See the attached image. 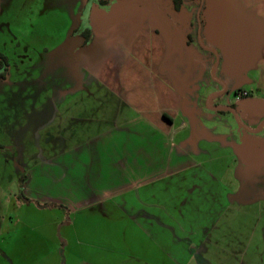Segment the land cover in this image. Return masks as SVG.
Returning a JSON list of instances; mask_svg holds the SVG:
<instances>
[{"label":"crops","instance_id":"crops-1","mask_svg":"<svg viewBox=\"0 0 264 264\" xmlns=\"http://www.w3.org/2000/svg\"><path fill=\"white\" fill-rule=\"evenodd\" d=\"M165 2L131 0L108 11L95 9L90 14L92 41L73 48V75L67 74L76 87L84 81L86 88L68 101L59 96L72 93L74 85L65 91L59 87L63 81L57 80L50 88V121L57 120L58 130L49 143L55 151L25 171L29 182L24 193L36 177L39 189L44 179L49 182L44 186L51 193L66 186L67 196L43 200L68 206L70 259L76 264H204L203 243L240 201L239 191L225 186L205 161L197 162L189 152L173 147L174 139L184 136L185 142L189 137L184 133L190 120L195 127L199 122V134L207 140L206 124L194 118L202 113V101L213 113L233 112L223 107L230 103H214L219 91L200 93L195 86L208 68L204 51H215L202 43L204 50L200 48L193 23L179 20L182 8L176 10L173 0ZM169 3L172 6L166 7ZM228 4L237 11L231 23L248 20L254 53L243 75L256 91H240L248 92L249 100L264 102V0H218L216 7L210 4L215 19L223 20L220 6ZM215 8L220 9L214 12ZM198 38L201 42V35ZM216 81L217 87L223 86ZM39 83L43 89L46 82ZM44 109L28 106L29 116L48 112ZM47 115L39 118L43 129L50 122ZM235 117L238 135L247 129L263 137L259 132L264 119L257 129ZM192 134L196 137V130ZM252 143L246 141V149L232 143L231 156L249 160ZM49 168L55 171L51 178L45 176ZM241 177L244 192L246 176Z\"/></svg>","mask_w":264,"mask_h":264},{"label":"rangeland","instance_id":"rangeland-1","mask_svg":"<svg viewBox=\"0 0 264 264\" xmlns=\"http://www.w3.org/2000/svg\"><path fill=\"white\" fill-rule=\"evenodd\" d=\"M99 1L0 0V53L9 63L6 80H0V250H4L0 254V264H76L70 259L73 243L68 237L71 218L66 209L68 206L43 200L44 196H67L66 186L60 187V192L51 193L44 186L49 182L44 179L39 189L40 178L36 177L35 183L32 181L28 187L29 192L24 193V196L27 194L28 198L36 199H30V202L24 199L22 187L25 171L29 173L42 157L55 151L53 142L49 143V136H54L58 129L55 128L57 120L50 121L52 115L49 111L54 102H50L49 95L57 80L63 81V84H57L65 91L74 85V80L72 84L67 78V74L73 75L71 56L73 48L84 42L82 37H76L75 32L89 28V9L91 5L97 6ZM142 1L168 4H164V0ZM217 1L206 0V11L197 0H183L182 3L184 13L179 20L185 25L193 23L200 48L203 49V44L215 51L214 54L204 51L208 68L195 86L199 87L200 93L219 91V98L214 103L227 102L236 106L241 122L256 128L264 119V102L252 98L238 103L235 96V92L242 88H252L243 75L249 64L247 60L254 55L247 37L250 32L246 24L248 20L237 25L224 18L218 21L210 5L213 3L216 7ZM171 6L169 3L166 7ZM220 7L224 16L228 13L232 16L233 10L237 13L232 5ZM219 9L215 8L214 12ZM216 79L223 82L222 87L215 85ZM41 80L46 82L43 89L39 86ZM74 88L70 90L72 93L61 94L60 100L68 101L72 95L83 91L86 88L84 81ZM28 106L32 110L43 106L48 112L29 116ZM201 106L202 113L194 118H201L202 124H206L207 140L199 134V122L195 127L190 120L189 129L184 133L189 137L185 142L182 140L184 136L174 139L173 147L189 152L197 162L205 161L204 164L227 183L225 186L233 187L240 195V201L233 203L215 231L207 236L202 260L204 264H264V129L259 132L263 135L260 138L257 133H248L247 129L238 135L234 114L208 111L206 101H202ZM45 115L49 116L50 122L43 129L44 124L39 118ZM193 130L197 132L196 137ZM248 140L252 143L248 147L250 159L242 155L232 157L235 151L232 143H241V148L246 149L244 143ZM52 169L49 168L45 176L53 177L55 171L51 172ZM237 171L239 176H236ZM240 175L246 176L244 192ZM10 253L12 256L8 255Z\"/></svg>","mask_w":264,"mask_h":264},{"label":"flooded vegetation","instance_id":"flooded-vegetation-1","mask_svg":"<svg viewBox=\"0 0 264 264\" xmlns=\"http://www.w3.org/2000/svg\"><path fill=\"white\" fill-rule=\"evenodd\" d=\"M197 1H199L201 4H202V10L204 9L205 11L207 10L206 8H207V5H206V0H197ZM124 2V0H100L99 1V3H98V5L96 6V5H91V7H90V9H89V19H88V29H86V30H91L92 31V22H91V20H90V14L96 9H98V10H100V11H108L109 9H111L112 7H115L117 4H119V3H123ZM210 3V2H209ZM205 6V7H204ZM175 7V6H174ZM182 7V6H181ZM228 8V7H227ZM222 10V9H221ZM222 16L224 17V19L225 20H227V21H229V19H230V16H229V13L228 14H226L227 16H224V13H223V10H222ZM229 16V17H228ZM233 16V15H232ZM231 22V21H230ZM200 26H201V23H200ZM86 30H84V31H86ZM93 32V31H92ZM77 35V34H76ZM82 37L83 38V41H84V43L85 44H88L87 42H86V39H85V37L83 36V35H77L76 37ZM239 92H241V91H236L235 92V96H236V100H237V95L239 94ZM251 96H250V94L248 93V96L246 97V98H243L241 101H237L238 103L240 102V103H242L243 101H245V100H247L248 98H250ZM225 103V102H224ZM231 107H233V108H235L236 109V106H234V105H232L231 104Z\"/></svg>","mask_w":264,"mask_h":264},{"label":"trees","instance_id":"trees-1","mask_svg":"<svg viewBox=\"0 0 264 264\" xmlns=\"http://www.w3.org/2000/svg\"><path fill=\"white\" fill-rule=\"evenodd\" d=\"M173 2H174L175 9L180 10L182 3H183V0H173ZM76 34L83 35L85 37L87 43L92 41V39H91L92 31L91 30H86V31H82V32H75V35ZM8 71H9L8 59L6 58V56H4L2 53H0V80H5L7 78ZM28 180H29V176H25L23 178V187H22V190H23L22 195L23 196H24V186ZM24 199L28 202L31 201L26 196H24Z\"/></svg>","mask_w":264,"mask_h":264},{"label":"built area","instance_id":"built-area-1","mask_svg":"<svg viewBox=\"0 0 264 264\" xmlns=\"http://www.w3.org/2000/svg\"><path fill=\"white\" fill-rule=\"evenodd\" d=\"M248 96V92L246 91H241L237 95V101H241L243 98H246Z\"/></svg>","mask_w":264,"mask_h":264},{"label":"water","instance_id":"water-1","mask_svg":"<svg viewBox=\"0 0 264 264\" xmlns=\"http://www.w3.org/2000/svg\"><path fill=\"white\" fill-rule=\"evenodd\" d=\"M223 107H225V108H227V109L231 110V111L233 112V114H235V115L237 116L236 109H235V108H233V107H231V106H229V104H227V105H224Z\"/></svg>","mask_w":264,"mask_h":264}]
</instances>
